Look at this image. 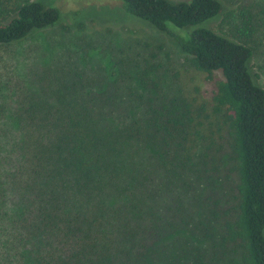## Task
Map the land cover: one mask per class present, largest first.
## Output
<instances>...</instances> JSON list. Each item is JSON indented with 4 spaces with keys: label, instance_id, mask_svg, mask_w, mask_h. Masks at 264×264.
<instances>
[{
    "label": "trees",
    "instance_id": "16d2710c",
    "mask_svg": "<svg viewBox=\"0 0 264 264\" xmlns=\"http://www.w3.org/2000/svg\"><path fill=\"white\" fill-rule=\"evenodd\" d=\"M116 1L120 15L109 27L142 21L197 71L221 73L212 112L125 94L116 75L99 80L49 64L18 96L23 204L10 238L32 245V264H264V89L250 70L262 2L225 15L223 32L208 26L219 0ZM60 17L36 0L0 1V45ZM228 123L217 178L209 152H221L215 134Z\"/></svg>",
    "mask_w": 264,
    "mask_h": 264
},
{
    "label": "rangeland",
    "instance_id": "374dc122",
    "mask_svg": "<svg viewBox=\"0 0 264 264\" xmlns=\"http://www.w3.org/2000/svg\"><path fill=\"white\" fill-rule=\"evenodd\" d=\"M0 1L8 6L21 2ZM36 1L58 9L61 16L58 22L33 32L20 42L0 45V264L33 262L32 245L15 243L9 236L10 224L17 219L23 204L15 180L21 161V155L16 150L20 138L16 122L18 96L33 74L56 62L99 80L102 77L112 80L116 75V87L125 94H141L160 100L175 99L205 115L212 112L213 97L218 83L223 80L220 72L206 74L197 71L191 58L182 53L175 43L149 29L142 21L126 18L123 22L128 26L109 27L116 25V17L120 15L116 12V0ZM219 1L222 12L208 26L223 32L227 26L226 21L223 22L225 15L235 16L240 9L262 2L255 9L263 19L258 21L259 49L250 62V70L255 82L264 89V16L259 12L264 8V1ZM172 29L178 33L189 30ZM220 128L221 132L215 134V140L219 142L216 149L222 147V150L220 153L217 150L209 152L212 159L208 160L207 166L217 178L223 176L224 168L219 158L225 156V138L231 126L228 123ZM209 188L216 189L212 193V202L220 199V204L222 187L215 184Z\"/></svg>",
    "mask_w": 264,
    "mask_h": 264
}]
</instances>
